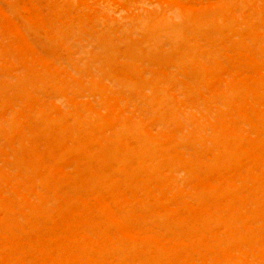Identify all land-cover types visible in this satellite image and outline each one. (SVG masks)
Masks as SVG:
<instances>
[{
  "label": "bare ground",
  "instance_id": "bare-ground-1",
  "mask_svg": "<svg viewBox=\"0 0 264 264\" xmlns=\"http://www.w3.org/2000/svg\"><path fill=\"white\" fill-rule=\"evenodd\" d=\"M0 264H264V0H0Z\"/></svg>",
  "mask_w": 264,
  "mask_h": 264
}]
</instances>
